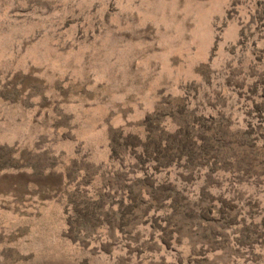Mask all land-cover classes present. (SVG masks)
I'll use <instances>...</instances> for the list:
<instances>
[{"label":"rangeland","instance_id":"374dc122","mask_svg":"<svg viewBox=\"0 0 264 264\" xmlns=\"http://www.w3.org/2000/svg\"><path fill=\"white\" fill-rule=\"evenodd\" d=\"M0 264H264V0H0Z\"/></svg>","mask_w":264,"mask_h":264}]
</instances>
